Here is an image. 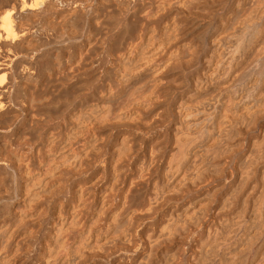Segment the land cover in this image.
Wrapping results in <instances>:
<instances>
[{
    "label": "bare ground",
    "instance_id": "bare-ground-1",
    "mask_svg": "<svg viewBox=\"0 0 264 264\" xmlns=\"http://www.w3.org/2000/svg\"><path fill=\"white\" fill-rule=\"evenodd\" d=\"M62 1L92 11L88 38L20 71L0 264H264V0ZM77 6L4 1L0 43L20 39L18 11L43 8V31ZM30 48L13 61L37 64Z\"/></svg>",
    "mask_w": 264,
    "mask_h": 264
},
{
    "label": "rangeland",
    "instance_id": "rangeland-1",
    "mask_svg": "<svg viewBox=\"0 0 264 264\" xmlns=\"http://www.w3.org/2000/svg\"><path fill=\"white\" fill-rule=\"evenodd\" d=\"M4 1L6 2L7 0H0V6L4 3ZM30 1H33V0H30ZM61 1V2H60ZM57 2V3H56ZM54 3V9H53V11H52V13L54 14L55 12H59V10H61V9H68V7H70V8H73V7H76L75 5H69L68 3L67 4H65L62 0H59V1H53L52 0V4ZM56 5H58V6H56ZM65 6V7H64ZM60 7V8H59ZM77 8L79 9V11H78V9H77V11L78 12H80V14H82L83 13V10L85 11L84 12V14H83V16L82 15H80L79 13V15H77L76 16V18H77V20H76V18H75V20H74V22L72 23V25H71V30H73V29H75V30H73L72 32H71V30H70V28L69 27H62V26H60L61 28H59V27H53V28H50V29H44L43 31H42V27L44 26V20L45 19H47L49 16L47 15V14H45L44 13V10H43V8H41L40 10H36V11H33V13H32V11H28L27 9L24 11L23 10V12H20V11H18L13 17H14V22H15V25H17L16 26V28H18V26L20 27V26H23L21 29L20 28H18L17 29V31H19V33L20 32H22V34H20L21 36H20V39H18L17 40V42L15 41V42H13V43H9V41H8V43H6V42H1L0 43V93L2 94H0V96H2V97H0V103H1V101H2V103H3V101L4 100H2V98L3 99H5V101H4V103L3 104H1L0 105V130H8L9 131V137L12 139V140H14L15 141V136H14V133H15V127L16 126H18L21 122H23L24 121V112H23V110L24 109H22L23 108V106L25 105V96H24V92H25V88L23 89V87H21L19 84H18V81H19V77L24 73V72H26L27 70L28 71H34V69H35V73H38V72H40V73H42V71H44V70H48V69H56V67L57 68H59V61L56 59V58H54L55 57V55H54V52L56 51V50H62L64 53H69L70 54V56H74V53L76 52V49H77V47H79L80 45H82L81 43H84V41H86L87 40V38H88V26H90V22H89V17H90V15H91V13H92V11L91 10H86V9H84L83 7H81V5H78L77 6ZM81 8V9H80ZM58 10V11H57ZM39 11V12H38ZM43 11V12H42ZM82 11V12H81ZM28 12V13H27ZM37 12V13H36ZM90 12V13H89ZM89 13V14H88ZM18 14V15H17ZM26 14H28V15H26ZM32 15V16H31ZM45 15H47V16H45ZM88 15V16H87ZM25 16V17H24ZM37 16V17H36ZM45 16V17H44ZM44 17V18H43ZM80 17V18H79ZM86 17H88V18H86ZM78 18H79V20H78ZM88 21V22H87ZM18 23V24H17ZM19 23H20V25H19ZM27 23V24H26ZM89 23V24H88ZM38 24V25H37ZM79 24V25H78ZM85 24H88V26L87 25H85ZM37 26V27H36ZM78 26H79V28H78ZM32 27H35V28H32ZM86 27V28H85ZM28 28V29H27ZM31 28L32 29H36V30H31ZM41 28V29H40ZM83 28V29H82ZM20 29V30H19ZM80 29V30H79ZM28 31V32H27ZM31 31H32V33H31ZM50 31H51V33H50ZM53 31H54V33H53ZM61 31V32H60ZM25 32V33H24ZM36 32H37V35H36ZM45 32V33H44ZM62 32H63V34H62ZM66 32H68L67 34H68V36H67V34H66ZM69 32H70V34L71 33H74V34H71V35H74V36H72L71 37V35L69 34ZM76 32H77V34H76ZM83 32H84V34H83ZM87 33V34H86ZM25 34V35H24ZM43 34V35H42ZM46 34V35H45ZM58 34V35H57ZM62 34V35H61ZM80 34V35H79ZM22 35H24V37H22ZM35 35L37 36L36 38H35ZM54 35V36H53ZM82 35V36H81ZM86 35V36H85ZM28 36V37H27ZM42 36H44V37H42ZM57 36V37H56ZM42 37V38H41ZM48 37V38H47ZM63 37H65L64 39H66L67 37V40H63ZM78 37H83L82 39H84V40H82V39H80V38H77ZM22 38V39H21ZM41 39V40H40ZM48 39V40H47ZM62 39V40H61ZM70 39H73L72 41L70 40ZM74 39H76V40H74ZM86 39V40H85ZM28 40V41H27ZM29 40H32V43H31V45H30V43H29ZM35 40H37L36 42H35ZM83 42H82V41ZM19 41V42H18ZM41 41V42H40ZM51 41H53V42H51ZM69 41V42H68ZM40 44H39V43ZM44 44H43V43ZM66 42V43H65ZM26 43V44H25ZM29 43V44H28ZM59 43V44H58ZM67 43H69V44H67ZM72 43V44H71ZM79 43V44H78ZM21 44L22 45H24V46H21ZM28 44V45H27ZM32 44H33V48H30V47H32ZM35 44H37V45H35ZM50 44V45H49ZM6 45V46H5ZM7 45H10V46H7ZM28 48H30L32 51H30V52H35L36 54L34 55V59H35V61H38L37 62V64H34V66L33 65H28V64H30V63H28L27 64V61L28 60H26L25 58L24 59H21V61H22V63H21V61H18V60H20V58L19 59H17V60H14L13 61V55H15L16 53L18 54V56L19 55H24V53L25 52H27L26 50H28L27 49V47ZM30 45V46H29ZM62 45V46H61ZM70 45H71V47H70ZM75 45V46H74ZM2 46V47H1ZM35 46V47H34ZM57 46H59V47H57ZM77 46V47H76ZM9 47V48H8ZM12 47V48H11ZM26 47V48H25ZM74 47V49H72ZM5 48H8V49H5ZM53 48H55V49H53ZM11 49V50H10ZM13 49V50H12ZM38 49V50H37ZM51 50V51H50ZM54 50V51H53ZM74 50V51H73ZM7 51V52H6ZM40 51V52H39ZM53 51V52H52ZM3 52V53H2ZM73 52V53H72ZM40 53V54H39ZM16 54V55H17ZM40 55V57L39 56H37V55ZM6 55V56H5ZM15 55V56H16ZM50 55V56H49ZM107 55V54H106ZM9 56V57H8ZM39 57V59L38 60H36V58L37 57ZM31 57H33L32 55H31ZM44 57V58H43ZM12 58V59H11ZM10 59V60H9ZM34 59H32L33 60V62L34 63H36L35 61H34ZM54 59V60H53ZM9 60V61H8ZM25 60V61H24ZM39 60H40V63H39ZM56 60V61H55ZM3 61V62H2ZM12 61V62H11ZM42 62V63H41ZM48 62V63H47ZM3 63V64H2ZM8 63V64H7ZM23 63H25L24 64V66H23ZM53 63V64H52ZM55 63H56V66H55ZM5 64V65H4ZM8 65V66H7ZM5 66V67H4ZM20 66H21V68H20ZM7 67V68H6ZM24 67H26V68H24ZM45 67V68H44ZM5 68V69H4ZM33 68V69H32ZM21 69H23L24 70V72H23V70L21 71ZM37 70V71H36ZM22 72V74H21V72ZM87 74H91V70L90 71H88L87 72ZM16 82V83H15ZM11 84H13V86L11 85ZM16 85V86H15ZM12 86V87H11ZM9 87H10V89H9ZM14 87V88H13ZM7 93H8V95H7ZM8 96V97H7ZM16 96V97H15ZM5 104V106H3ZM18 107H19V109H18ZM4 108V109H3ZM2 110V111H1ZM21 114V115H20ZM15 115H17V116H15ZM20 115V116H19ZM23 115V116H22ZM16 117V118H15ZM55 117H57V115L55 116ZM59 117V116H58ZM14 120H13V119ZM12 123V124H11ZM7 124V125H6ZM8 125H9V127H8ZM14 125V126H13ZM5 128H4V127ZM7 128V129H6ZM13 142V141H12ZM13 144H14V142H13ZM12 144V146L13 147H15L16 145H13ZM15 180L13 181V183H12V186H13V190H14V192H16L17 191V186H18V180H17V178H14ZM17 180V181H16ZM12 202H14V200L12 201ZM215 207V204H213L212 206H211V208H210V212H211V215L212 214H214L216 211H218L219 209H220V207ZM213 207V208H212ZM218 208V209H217ZM8 214H10V215H8L7 216V214H6V218H8V217H11V215H12V212L11 213H8ZM46 219H47V223L50 221L51 222V218L50 217H46ZM49 219V220H48ZM50 222L48 223V224H50ZM45 230H47V225L45 226V227H43V229H42V232H41V234H44L46 231ZM168 252H170V251H172V250H170V249H168L167 250ZM173 252V251H172ZM172 252H170V254L172 253ZM183 264H193L192 263V261L190 262V261H183Z\"/></svg>",
    "mask_w": 264,
    "mask_h": 264
}]
</instances>
